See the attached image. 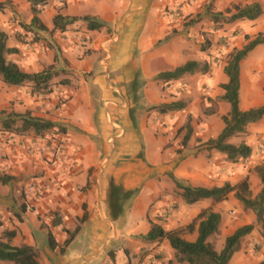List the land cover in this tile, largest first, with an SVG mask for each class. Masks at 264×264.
Here are the masks:
<instances>
[{
  "label": "crops",
  "instance_id": "crops-1",
  "mask_svg": "<svg viewBox=\"0 0 264 264\" xmlns=\"http://www.w3.org/2000/svg\"><path fill=\"white\" fill-rule=\"evenodd\" d=\"M202 1L47 0L46 5L38 14L40 24L46 29L40 30L39 25L29 26L33 13L27 0H0V2H8L6 8L0 11V31L7 36V47L17 50L15 54L6 56L8 61L17 64L26 73L41 72L56 62L53 52L48 47V42L50 39L57 38L59 43L63 42L65 52L63 58L69 63L70 69L79 73L80 71L82 73L96 72L88 93L95 94L98 90L99 94L105 91H114L119 94V96H109V94L102 93L106 95L105 99L101 98L103 103H100V100L97 103L93 102L88 96L81 101L82 103H76L75 108L72 107L71 110L63 107L61 113L55 111L54 101L49 103L47 108L40 107L42 111H50L51 114L58 115L53 117L36 110L38 103H34L36 100L34 95L24 86L8 87L0 82L2 86L4 85V90L0 91V109L6 107L18 113L30 112L34 116L53 123L67 122L79 130L75 142L72 136H68L71 138L69 150L63 155L60 167L56 168L52 164L44 163L41 159H38L36 166L32 167L33 170L41 173L44 184L35 188L38 194L36 198L33 188L29 190V194L34 198V203L31 202L33 205H30L29 201V206L33 210L38 209L39 212L49 209L58 212L65 225L66 222L70 223L73 220L83 221L76 240L85 235L84 255H70L69 258L65 257V260H61L59 264H95L96 254L101 253L110 243L115 242L124 243V248L119 250L117 259H120V253H124L125 249L132 246L137 249L151 247L150 249L156 253L165 251L167 259L173 260V250L166 240L160 244H147L140 238L147 233L149 220L157 222L156 218L162 213L171 212L167 222L163 225L169 230L174 216H176L175 219L183 221H186V216H190L187 223L189 224L201 210L210 207L212 211L221 215L223 222V210H226V205L228 207L229 203H233L239 206L233 195H230L222 203L213 205L209 200V203L194 210L185 206L180 207V199H178L176 200L178 208L169 211L167 204L171 201L165 198L159 199L161 190L158 180L150 179L155 173L163 180L164 175L169 178V174H172L195 187L222 186L229 180L227 164L219 152L208 150L205 144L201 150L200 148L195 149L192 143H195L198 138L189 141L188 146L177 145V142H173V147L165 149L163 148L164 142L170 136H161V127L157 133L154 130L160 126L162 118L152 122L148 116L149 112L142 113V110L146 109L141 108V112H138L140 106L137 100L140 98L145 100V105H154L152 107L171 103L163 99V86L155 78L161 72L172 70L190 61L185 57L187 52H184L182 44L179 45L180 38L172 36L170 17L162 13L165 4L170 9L177 6L186 11L187 9L197 11L196 13L202 15L203 8H200ZM237 1L241 2L242 6L252 3L260 4L261 16L255 21L245 22L250 23L249 27L253 28L250 32L252 35L264 33V0ZM57 14L76 17L79 20L68 25L63 32L54 31L53 18ZM85 16L103 22L105 24L103 29L109 27L112 33H104L103 29L88 30L87 24L80 20ZM82 32H85L87 36L97 38L92 46L97 43L106 48L112 43L105 58L98 63L102 66V72L95 70L97 68L95 63L87 62L89 61L87 59L82 62L73 61L70 49L75 45L74 43L79 41ZM163 38L166 40L160 42ZM26 41L32 43L28 44L29 42ZM257 48H264V44ZM109 76L114 78L112 80L114 88L107 83ZM226 81L225 76L223 84ZM222 93V89H219L216 96ZM261 97L260 90L256 91L255 87L251 86L248 89L247 100L242 102L240 91V108L248 110L263 105L264 101L259 100ZM218 106L221 116L228 113V104L221 102ZM174 118H178V123L182 124L183 120L180 115H175ZM172 119L173 117L170 116L168 119L163 118L166 122ZM253 125L256 124L250 125L247 130L250 131ZM222 129L223 126H220L218 134L213 138L204 133L200 136L203 141L214 139ZM173 148L181 151L180 154L174 152L173 157H177L178 154L183 156L172 161L173 157L169 153ZM68 157L70 160H67ZM18 160H20L19 156L15 160L16 165L20 164ZM117 162L119 165L115 167ZM110 181L126 191L139 190L137 196L126 206L123 215L114 221L107 207ZM163 183L166 185V182ZM170 187L174 191L173 183ZM0 220L3 223L1 218ZM178 224L179 228L187 225ZM228 234L230 232L221 235L223 236L221 244L219 243L221 248ZM130 236H138V238L132 240ZM0 238L6 241L2 235ZM195 238L196 233H194V238L188 241H194ZM11 244L14 246L25 244L34 247V243L29 239L22 240L18 233ZM234 257L235 255L229 264H233ZM257 263L259 261L253 264Z\"/></svg>",
  "mask_w": 264,
  "mask_h": 264
},
{
  "label": "rangeland",
  "instance_id": "rangeland-1",
  "mask_svg": "<svg viewBox=\"0 0 264 264\" xmlns=\"http://www.w3.org/2000/svg\"><path fill=\"white\" fill-rule=\"evenodd\" d=\"M233 5L242 6V3L237 0H203L200 6V8H203L202 15L201 13H196L197 11H191L188 9L186 11L182 9V7L177 6L170 9L167 4H165L164 9L162 10V13H165V15L170 17L171 28L173 30L172 36L180 38L179 45L182 44L185 50L184 52H187L185 57L189 60H195L209 65V70L205 74L196 73L194 75L185 76L180 81H171L167 84L160 83V85L163 86V99L168 102L179 100L184 101L186 104L184 110L159 114L155 109H151L154 105H145V100H142L141 98L137 100L140 106L138 112H141V108L146 109L142 110V113L145 114L146 112H149L148 116L152 122L159 121V119L161 120L162 118V121H160L159 124L160 126L154 128V130L157 133L161 127L160 135L163 137L170 136L164 142L163 148L165 149L173 147V142H177V145L183 144L184 135L187 131L184 126L188 122L192 126V135L189 141L193 138H198L195 143H192V145L195 149L200 148L199 150H201L205 144L204 142H206L203 141L200 136L201 133L210 135V137L213 138L218 134L220 126H223L221 121L223 115L221 116V110L218 106V103L221 102L216 103V100L219 97L216 96V92L221 89V85L225 78L223 67L226 63L227 54L233 48H242L247 43L245 36L250 38L257 36L250 33L253 31V28L249 27L250 23L245 22L247 20L228 24L221 19V25H215L212 22V14L219 12L224 13L226 9L232 8ZM200 15L201 18H199ZM102 32L112 33V30L108 27L107 29H103ZM82 33L79 41L74 43L75 45L71 46L72 48L66 46L67 48H71L70 52L73 61L82 62L84 59H87L89 60L87 62L95 63L97 67L95 70L102 72V66L98 63L105 58L107 50H110L112 43L106 48L97 43L95 46H92L93 41L97 38L87 36L85 32ZM165 38L160 40V42H164V40H166ZM30 41L26 42L31 44L32 42ZM62 44L63 42L59 43L57 38L50 39V42H48V47L50 48V51L53 52L56 59L55 64L49 67V69L58 74V77L54 78L52 81V92L48 94H32L31 86H24L32 95H34L36 99L34 100V103H38L36 105V110L39 113L53 117L58 116L56 113L51 114L50 111L45 112L40 108L41 106L47 108L52 101H54L55 111L60 112L63 107H66L67 109L69 108V110H71L72 107L75 108L74 106L76 103H82L81 101L88 98V96L91 101L96 103L99 102V100L100 103H103L102 100L106 98V95L103 94L119 96V94L114 91H105L104 93L102 92L103 94H99L97 93V90L95 91V94L88 93V88H90L91 81L94 79L93 76L96 72L85 73V71L82 73L80 71L79 73L70 69L69 63L63 58L65 52ZM241 68V101L245 102L247 100L248 89L251 86L255 87L256 91L260 90L262 97L259 100L264 101V48H256L251 52L241 63ZM103 74L104 73H102V75ZM185 78H188V80H185ZM113 79L112 76H109V78H107V83L114 88L115 85H113ZM153 82H155V80H153ZM1 83L0 91H3V86L5 84L2 86ZM121 96L124 95L121 94ZM213 97L215 98L213 99ZM101 98L103 99L101 100ZM209 107H215L216 113L213 115H205L204 110ZM1 111L9 112L11 110L10 108L4 107L0 109V112ZM175 115H180V117H182V124L178 123V118H174ZM169 116L173 117V119L170 121L168 120V122L163 120V118L168 119ZM55 124V128L47 131L42 136H35L32 133H29L26 136H14L9 133L0 132V170L13 176V180L10 184L4 186L0 185V218L3 220L2 226L0 227V235H2L3 238H6L5 233L12 230L16 234L18 233L20 237H22V240L29 239V241L34 243L33 249L38 252L39 261L41 262L40 264H59L61 260H65V257L69 258L70 255L74 254L80 256L85 253V235L76 240V234L72 241L73 243L71 242L65 247L64 241L68 238V235L61 229V227L52 229V233L59 242L58 249L55 252H52L47 248L46 233L48 232L51 223V216L58 212H54L52 209L43 212H39L38 209L37 211L33 209V211L28 210L26 213H21L20 211V206L23 202H26L28 207H30L29 201L30 205L34 203V198L29 194V190L33 188V192H37V189L35 188L37 186L41 187V185L44 184L41 179V173L32 168L36 166L38 159H41L42 162L50 165L48 160L49 152L58 147L64 152V154H67L71 141V138L68 136H72L73 141L75 142V138L79 134V130L67 122H56ZM254 124L256 125L250 127V131L247 130L250 125L246 128V134L237 138H232L229 141L233 144H239L242 141L248 144L252 150L251 156L246 160L234 164L228 163L224 160L229 170L228 183L236 184L240 180L248 178L253 195L258 193L261 189L260 181L257 178L254 169L257 166L264 164V118ZM189 141L184 145L188 146ZM29 145H34L36 147L35 149L39 152V149L42 150L44 147L48 149L49 154L47 153L46 156H44L35 153L33 157H28L25 155V151L26 147ZM174 152L180 154L181 151H177L176 148H173L169 155H172L173 157ZM179 154L177 157L174 156L172 161L175 158L179 159L183 156H179ZM17 156L20 158V160H18L20 164L18 165L15 164ZM67 160H70V158L68 157ZM118 165L119 163L117 162L115 167ZM150 179L158 180L157 182L161 190L159 199L165 198L166 200L171 201L167 204V209L169 211L177 209L178 204L176 200H178V197L175 195V192L171 190L170 186L172 185V182L168 176L164 175L163 180L158 178V174L155 173ZM163 182H166V185ZM37 196L38 195L36 194L35 198ZM234 200L236 201L235 198ZM209 202V200H205L197 204L188 205L180 200L179 204L180 207L185 206L190 210H194L199 207L201 208ZM236 202L239 206L234 205L233 203H229L228 207L226 205V210H223V222L221 219L219 234L212 237L210 241L215 245L216 250L220 251L221 245L219 246V243L221 244L223 237L221 235L226 234L227 232H230L231 234L238 227L252 224L254 229L248 236L242 239L239 251L234 254L235 257L233 264H253L258 261L261 262L264 260V242L261 237V229L256 224L253 213L244 210L238 201ZM170 213H162L161 216L156 218L157 223L163 226L167 222ZM189 217L190 216H186V222L180 219L177 220L175 219L176 216H174V220L169 226V230L179 228L177 227L179 226L178 223L187 224L189 222ZM82 223L83 222L73 220L70 223L66 222V225H64L69 232H73L76 227H78L80 231V225H82ZM129 238L133 240L137 239L138 236H130ZM184 238L191 240L194 238V234H185ZM123 244L118 242L110 243L105 250L96 254L95 264L111 263L108 258V251L110 250L116 252L115 264H123L126 262H129V264H169L171 262V260L167 259V252L164 251L161 253L160 251V253H156L150 249L151 247L137 249L129 246V249H125L126 253H120V259H117L119 250L121 251V248H124ZM61 248H64V254H61ZM0 264L2 263L0 262Z\"/></svg>",
  "mask_w": 264,
  "mask_h": 264
},
{
  "label": "trees",
  "instance_id": "trees-1",
  "mask_svg": "<svg viewBox=\"0 0 264 264\" xmlns=\"http://www.w3.org/2000/svg\"><path fill=\"white\" fill-rule=\"evenodd\" d=\"M27 1L33 13L29 26L39 25L38 28L40 30H45L46 28L39 22L38 14L40 10L37 5L45 6L47 0ZM7 4L8 2H0V11H3ZM261 14L262 8L260 4L252 3L244 6L233 5L232 8L226 9L224 13L212 14L211 18L215 25H221V19L228 24L244 20L255 21ZM77 20L79 18L57 14L53 18V30L63 32L68 25L73 24ZM80 20L84 21L87 24V29L91 31H99L105 27L103 22L93 17L85 16ZM245 39L247 43L242 48H233L227 54L226 63L223 67V73L227 81L221 85L223 93L216 100V103L223 102L229 106L228 113L221 117L223 129L216 138L205 142L208 150L219 152L224 157V160L231 164L248 159L252 150L245 142L233 144L229 142L230 139L246 134V128L249 125L257 123L264 118V104L248 110L240 108L241 63L258 46L264 44V33H259L254 38L245 36ZM6 41V34L0 31V81L10 87L30 85L32 94H48L52 92V81L58 77V74L49 68L38 73L22 71L17 64L6 59V55L17 52L14 48H8ZM208 70L209 65L207 63L190 60L172 70L159 73L155 79L167 84L171 81H178L188 75L205 74ZM136 81L138 80L136 79ZM185 107V102L179 100L169 104H160L151 109H155L159 114H167L181 111ZM215 113V107H209L204 110L205 115H213ZM55 127V123L34 116L30 112L18 113L13 110L0 112V132L2 133H9L14 136H26L32 133L35 136H42ZM184 127L187 131L184 135L183 145L190 140L192 135L190 123H186ZM254 171L261 184V189L255 195L252 194L248 178H244L236 184L226 182L222 186L212 187H195L172 174H169V178L174 184L175 195L188 205L207 199L211 200L213 205H215L224 202L230 195H233L244 210L253 213L255 216L256 224L261 229V237L264 242V164L255 167ZM12 180V175L0 170V185H8ZM138 191L137 189L126 191L115 185L113 181H110L107 207L113 221L123 215L126 206L130 200L137 196ZM28 210L33 211L26 202H23L20 206L21 213H26ZM148 223L149 229L147 233L140 238L147 244H160L166 240L173 250V260L169 264H229L233 255L239 251L242 239L254 229L252 224L237 228L225 237L221 250L217 251L210 239L219 234L221 215L212 211L210 207L201 210L189 224L177 229L167 230L161 224L152 220H149ZM1 226L2 221L0 220ZM56 227H61L68 235V238L64 241L65 247L74 240L75 235L79 231V228L76 227L73 232H69L64 225L62 217L58 213H54L51 216V223L46 233V246L52 252H55L59 246V242L52 233V229ZM194 233H196L194 241H188L184 238L185 234L192 235ZM15 236L16 233L14 231H8L5 233L6 238H3L6 241L0 238V262L2 264H40L38 252L32 247L25 244L19 246L11 244ZM60 252L64 254V248H61ZM108 258L111 263L106 264H115L116 252L113 250L108 251ZM123 264H129V262ZM257 264H264V260Z\"/></svg>",
  "mask_w": 264,
  "mask_h": 264
},
{
  "label": "built area",
  "instance_id": "built-area-1",
  "mask_svg": "<svg viewBox=\"0 0 264 264\" xmlns=\"http://www.w3.org/2000/svg\"><path fill=\"white\" fill-rule=\"evenodd\" d=\"M42 7L43 6H41V5H37V8L39 10H41ZM35 148L36 147L34 145L27 146L26 147V151H25V155L28 156V157H33L35 155V153H38L39 155H44L45 156L48 153V149H46L44 147L42 148V150L39 149L40 152L38 150H36ZM49 153H50V156H49L48 160H49L50 164L54 165L56 168L60 167L61 166V162L63 160L64 152L57 147V148H54ZM36 194H37V192H36Z\"/></svg>",
  "mask_w": 264,
  "mask_h": 264
}]
</instances>
